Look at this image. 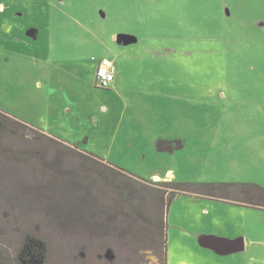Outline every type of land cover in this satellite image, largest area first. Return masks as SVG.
I'll return each mask as SVG.
<instances>
[{"label":"rangeland","instance_id":"obj_1","mask_svg":"<svg viewBox=\"0 0 264 264\" xmlns=\"http://www.w3.org/2000/svg\"><path fill=\"white\" fill-rule=\"evenodd\" d=\"M102 60L116 69L107 89L96 85ZM0 111L166 199L169 182L185 184L167 212L165 264H264V0H0ZM228 185L255 194L240 201ZM44 228V264L164 263L150 242L79 253ZM28 230L0 239V264H17ZM208 236L246 247L217 255Z\"/></svg>","mask_w":264,"mask_h":264},{"label":"trees","instance_id":"obj_2","mask_svg":"<svg viewBox=\"0 0 264 264\" xmlns=\"http://www.w3.org/2000/svg\"><path fill=\"white\" fill-rule=\"evenodd\" d=\"M0 157V175L14 177L0 183V239L9 235L7 231L17 233L21 225L29 229L20 235L17 264H44L49 257L47 238L40 233L42 225L44 230L57 231L59 238L73 239L79 253L88 242L105 246L109 255L111 246L149 249L150 242L152 249L163 247L164 260L167 212L176 194L187 191L185 184L169 182L177 192L166 199L164 191L150 182L140 183L132 174L2 111ZM229 187L237 191L233 194L240 201L255 194H245L253 185ZM106 189L110 191L107 199Z\"/></svg>","mask_w":264,"mask_h":264},{"label":"water","instance_id":"obj_3","mask_svg":"<svg viewBox=\"0 0 264 264\" xmlns=\"http://www.w3.org/2000/svg\"><path fill=\"white\" fill-rule=\"evenodd\" d=\"M58 1H63V0H58ZM121 35H123V34H121ZM123 37L126 38V40L123 42L124 45L134 41L131 39L130 36L123 35ZM119 38H120V36H116L114 39L115 40L118 39L117 42L121 43V40ZM202 246L205 248L212 249L216 253L221 254V255L229 254L231 252L242 250L244 248L243 247V239H238L236 241H229V240H224V239L212 237V236H208L205 239V241L203 242Z\"/></svg>","mask_w":264,"mask_h":264},{"label":"built area","instance_id":"obj_4","mask_svg":"<svg viewBox=\"0 0 264 264\" xmlns=\"http://www.w3.org/2000/svg\"><path fill=\"white\" fill-rule=\"evenodd\" d=\"M115 79V70L112 63L108 60H102L98 64L96 71L97 86L108 88Z\"/></svg>","mask_w":264,"mask_h":264},{"label":"crops","instance_id":"obj_5","mask_svg":"<svg viewBox=\"0 0 264 264\" xmlns=\"http://www.w3.org/2000/svg\"><path fill=\"white\" fill-rule=\"evenodd\" d=\"M63 1H65V0H63ZM115 67V66H114ZM115 73H116V69H115ZM213 237V236H212ZM215 237H217V236H215ZM219 237V236H218ZM223 239H225V238H223ZM227 239V238H226ZM238 239H242L241 237H234V238H229L228 240L229 241H236V240H238ZM243 249L242 250H238V251H235V252H231V253H229V254H223V256H227V255H231V254H234V253H238V252H241V251H243L244 249H245V247H246V241L245 240H243ZM207 249H209V248H207ZM233 249V248H232ZM209 250H211V251H213L214 253H216L214 250H212V249H209ZM217 255H221V254H218V253H216Z\"/></svg>","mask_w":264,"mask_h":264},{"label":"flooded vegetation","instance_id":"obj_6","mask_svg":"<svg viewBox=\"0 0 264 264\" xmlns=\"http://www.w3.org/2000/svg\"><path fill=\"white\" fill-rule=\"evenodd\" d=\"M96 85H97V81H96ZM165 262H166V259H165V257H164V263H163V264H165Z\"/></svg>","mask_w":264,"mask_h":264}]
</instances>
